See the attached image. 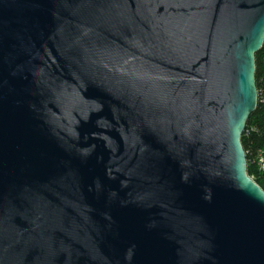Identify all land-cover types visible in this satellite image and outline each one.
I'll return each instance as SVG.
<instances>
[{
  "label": "water",
  "instance_id": "1",
  "mask_svg": "<svg viewBox=\"0 0 264 264\" xmlns=\"http://www.w3.org/2000/svg\"><path fill=\"white\" fill-rule=\"evenodd\" d=\"M263 43L264 0H0V264H264Z\"/></svg>",
  "mask_w": 264,
  "mask_h": 264
},
{
  "label": "trees",
  "instance_id": "2",
  "mask_svg": "<svg viewBox=\"0 0 264 264\" xmlns=\"http://www.w3.org/2000/svg\"><path fill=\"white\" fill-rule=\"evenodd\" d=\"M255 82L257 107L246 122L241 144L247 160V175L264 191V174L258 173L253 163L258 152L264 151V43L255 55Z\"/></svg>",
  "mask_w": 264,
  "mask_h": 264
},
{
  "label": "built area",
  "instance_id": "3",
  "mask_svg": "<svg viewBox=\"0 0 264 264\" xmlns=\"http://www.w3.org/2000/svg\"><path fill=\"white\" fill-rule=\"evenodd\" d=\"M258 96V92H257ZM253 163L258 173L264 174V151H259L257 156H255Z\"/></svg>",
  "mask_w": 264,
  "mask_h": 264
}]
</instances>
